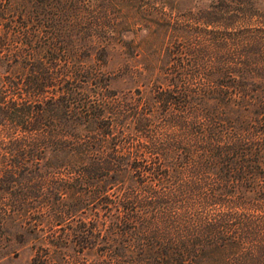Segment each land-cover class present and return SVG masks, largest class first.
Here are the masks:
<instances>
[{
	"label": "trees",
	"instance_id": "1",
	"mask_svg": "<svg viewBox=\"0 0 264 264\" xmlns=\"http://www.w3.org/2000/svg\"><path fill=\"white\" fill-rule=\"evenodd\" d=\"M12 235L25 264H264V0H0Z\"/></svg>",
	"mask_w": 264,
	"mask_h": 264
},
{
	"label": "rangeland",
	"instance_id": "2",
	"mask_svg": "<svg viewBox=\"0 0 264 264\" xmlns=\"http://www.w3.org/2000/svg\"><path fill=\"white\" fill-rule=\"evenodd\" d=\"M47 234L40 237L38 240H49L46 237ZM34 240L28 237L24 238H14V236L8 237L7 240H0L4 244H8L5 252L10 255L9 258L14 259L15 262L13 264H25L26 261L32 256L33 250L29 248L30 244H34Z\"/></svg>",
	"mask_w": 264,
	"mask_h": 264
}]
</instances>
